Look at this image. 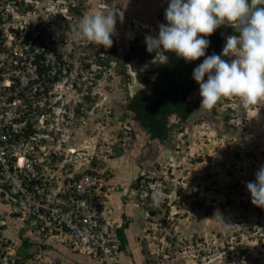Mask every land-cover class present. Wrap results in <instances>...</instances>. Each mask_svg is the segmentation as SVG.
I'll return each instance as SVG.
<instances>
[{
	"label": "rangeland",
	"instance_id": "1",
	"mask_svg": "<svg viewBox=\"0 0 264 264\" xmlns=\"http://www.w3.org/2000/svg\"><path fill=\"white\" fill-rule=\"evenodd\" d=\"M69 2L78 5L81 12L68 13L65 18L58 16L56 23L70 27L66 36L69 48L75 47L71 57L74 78L79 72L76 65L84 59L81 53L87 52L92 61L102 51L95 43L74 39L73 26L83 16L108 11L112 6L121 9L123 22L117 19L111 39L117 55H123L129 44L127 35L133 36L141 29L155 31L157 13L164 5L167 7L169 0L36 3L40 13L60 11L67 15L65 7ZM227 36L223 37L220 54ZM111 65L102 68V76L88 90L92 97L96 95L92 99L95 103L83 111L82 119L70 130L69 144L80 149L78 155L84 157L83 162L96 169L105 181V217L112 228L128 220L127 251L114 253L111 259L99 258L49 241L53 238L45 240L15 220L0 200V264H15L11 257L22 235L29 237L32 244L29 251L33 256L27 264H147V258L153 259L151 264H256V260L258 264L264 253V232H258L260 217L252 207L242 204L241 192L248 191L246 182H254L255 173L264 165V100L245 108L238 97H226L211 110H200V97L185 121L169 122L164 142L150 141L140 135L133 112L126 109L131 96L147 95L145 87L140 90L144 84L138 82L134 68L126 64L130 77L124 79L115 68L117 62ZM91 69L98 68L93 65ZM89 81L85 83L91 85ZM118 144L123 146L122 155H117ZM145 144L151 149L147 154L143 152ZM91 157L93 164H88ZM51 162L57 169L65 165L60 158ZM139 175L153 177L151 189L161 192L158 216L145 211L146 193L139 195V190L129 188Z\"/></svg>",
	"mask_w": 264,
	"mask_h": 264
},
{
	"label": "built area",
	"instance_id": "2",
	"mask_svg": "<svg viewBox=\"0 0 264 264\" xmlns=\"http://www.w3.org/2000/svg\"><path fill=\"white\" fill-rule=\"evenodd\" d=\"M25 6L24 0H0V192L5 189V200L21 219L32 217L41 229L107 258L110 234L107 225L99 228L97 211L104 200L100 178L87 171L75 176L67 168L63 173L48 164L52 155H62L70 138L64 108L70 94L68 59L56 46L55 23ZM75 150L67 148L63 161ZM241 199L262 219L264 229V208L251 203L248 191Z\"/></svg>",
	"mask_w": 264,
	"mask_h": 264
},
{
	"label": "clouds",
	"instance_id": "3",
	"mask_svg": "<svg viewBox=\"0 0 264 264\" xmlns=\"http://www.w3.org/2000/svg\"><path fill=\"white\" fill-rule=\"evenodd\" d=\"M24 1L27 3L24 10L35 8L40 13L36 3L37 0ZM72 8H78V5H73L72 2H69L67 7H65L67 15L60 13V11H44L40 13L42 18L47 14L46 18L55 23L59 32L56 46L58 51L61 50L67 55L68 65L65 74L68 77V85L70 86L68 91L70 94L68 103L64 105V108L66 109L68 120L71 121L70 130L74 129V124L82 119L83 111L95 103L92 102V99L96 95L92 97L90 95L91 92L88 91L93 88H91L92 84L88 85L87 83L91 80L96 84L100 79L89 77L88 80V77H83L86 70H79L80 65H76V69L79 70L76 77L73 78L71 75V71L74 69L71 57H73L72 51L75 50V47L71 46L69 48L70 40L66 34L70 27H61V25L56 23V18L58 16L65 18L69 16L68 13L78 15L74 10L72 11ZM80 10L79 12H81ZM123 16V11L115 6L109 7L108 11H97L87 14L82 17L78 25L73 26V37L78 40H87L106 49L111 48L113 46L111 37L115 34L117 19L123 22ZM164 16L167 23H160L159 15L157 14L159 23L155 25V31L152 28L148 30L141 29L135 34L145 37L144 42L147 46V51L154 54L151 61L154 65L168 63V56L165 53H174L177 57L189 63L205 57L206 49L210 45V41L205 37L211 36L218 28L225 24L233 28L234 34L226 37V43L221 54L217 55L213 53L206 56L203 62L193 70V79L199 85V95L201 97L200 110H211L222 98L226 97H238L245 108L256 105L261 100H264V0H169L167 8L164 11ZM60 33H63V39H61ZM81 54L83 55V53ZM62 56L61 53L59 58H62ZM223 57H227L228 59H224ZM126 64L132 67L129 65L130 62ZM144 87L141 84L140 90ZM86 95H90L91 97L90 104H88ZM60 103L61 100L59 99L56 102L55 108L56 106L59 107ZM42 142L46 141L42 140ZM62 147V155H54L53 158H60L61 162L65 164L62 167L63 173L65 168L71 170L75 176H78L83 171L95 173L100 178L103 193L105 181L100 173L96 169L88 167L83 162L84 157L78 163L72 160V156H77L80 149H76L77 153L68 154L70 160L63 161V155L67 151V148L75 147L71 146L69 142ZM53 158H51L48 164H52L57 169L55 164L51 162ZM92 162L91 157V160L87 161V163L90 164ZM57 178L61 179V176ZM253 181L246 182V188L251 194V203L254 206L264 208V165L255 173ZM242 193L243 191L241 195ZM4 196L1 197L0 194V200L7 206L9 214L15 220L29 226L31 231L38 237L45 240L46 238H53L49 241H58L59 245H68L75 252L101 258L97 251L96 253L88 252L85 249L74 246L72 243L67 242L63 238V235L57 234L54 230L51 231L47 227L41 229L42 225L32 217L21 219L19 215H12L14 212L11 211L10 205H8ZM151 197L153 204H158L161 197L160 190L153 189ZM97 206L98 219L100 221L99 228L102 229L103 226L107 225L106 231L110 234V241H108L107 246L110 247L111 253L107 258L111 259L114 253H124L118 250L119 241L115 229L119 225L113 229L106 219L105 198ZM103 211L104 214L102 213ZM28 218L30 219L29 223L27 222ZM258 223V232H264L262 219H259ZM258 264H264V253L262 259H258Z\"/></svg>",
	"mask_w": 264,
	"mask_h": 264
},
{
	"label": "trees",
	"instance_id": "4",
	"mask_svg": "<svg viewBox=\"0 0 264 264\" xmlns=\"http://www.w3.org/2000/svg\"><path fill=\"white\" fill-rule=\"evenodd\" d=\"M79 13L78 8H72V11ZM164 22V13L160 16ZM233 35L234 31L231 28L223 25L218 28L211 36L205 37L210 41L209 47L206 49V56L212 55L213 53L219 55L221 50V44L223 41V35ZM61 39H63V33H60ZM142 39L137 37L130 43V50L125 53V55H117L116 47L113 41V46L111 48L102 47V51L99 52L91 61L90 55L86 52L83 53L84 59L80 64L79 70L88 71L86 76L93 78H100L102 76V68L108 69L111 64L117 62L116 67L118 74L122 75L123 78H129L130 75L127 72L126 63L131 62L133 58L142 60L139 68L140 72L136 74L138 82L145 85H150L153 88V93L151 96H144L136 94L130 97L128 103L126 104V109L133 112V119L139 126V133L143 135V138H147L150 141H158L159 143L164 142L168 138V131L170 130V125L168 119L170 116H177L180 121H185L192 113L195 104L189 99V95L193 90L199 85L193 79V70L203 62L206 58L201 57L193 62H186L185 60L177 59L169 61L165 65L158 66L156 69H151V73L148 76L146 68V60L153 56L152 53H147L144 48L141 47ZM94 47V45H91ZM85 49V48H84ZM104 50L106 51L105 56H103ZM148 57V58H146ZM170 58H175L172 55ZM137 60V61H138ZM136 61V60H135ZM139 63V62H138ZM95 65L98 69H91ZM78 70V71H79ZM60 72V70H59ZM83 75V77H86ZM154 76V77H150ZM82 77V76H81ZM88 102H91L90 95H86ZM30 132H35L30 130ZM131 138H135L136 134L133 133ZM125 144V141L123 142ZM118 144L116 150H118L117 155H122L123 146ZM145 148V149H144ZM143 152L145 154L149 153L148 145H144ZM144 154V155H145ZM146 156V155H145ZM93 164V163H92ZM153 177H147L145 175H139L129 184L130 189L139 190L140 193H146V198H144V209L151 216H158L161 213V208L159 203L153 204L150 197L153 189H151L150 183H153ZM155 182V181H154ZM5 189L0 193L1 197L5 195ZM150 194V195H149ZM138 195V196H139ZM140 200V199H138ZM14 216H18L15 212L12 213ZM29 223V218L27 219ZM100 222V221H99ZM128 228V220L116 227V236L118 238V250L126 252L128 239L125 230ZM24 229L19 231L20 237L24 232ZM174 237H172V241ZM31 241L29 237H21V243L16 248V253L14 257L15 264L27 263L30 258H32V253H30L29 248L31 246ZM144 252V250H143ZM153 259L147 258V264H151Z\"/></svg>",
	"mask_w": 264,
	"mask_h": 264
},
{
	"label": "flooded vegetation",
	"instance_id": "5",
	"mask_svg": "<svg viewBox=\"0 0 264 264\" xmlns=\"http://www.w3.org/2000/svg\"><path fill=\"white\" fill-rule=\"evenodd\" d=\"M165 10V8L164 7H161L160 8V10L158 11V15H159V13L160 12H163ZM162 23H166V22H164L163 20H162ZM127 36H129V38L127 39V41H128V43L129 44H127L125 47V53H127L129 50H130V43H131V41H133V40H135L137 37H139L140 39H142V45H141V47L142 48H144L145 50H146V52L147 53H149L148 51H147V46H146V44H145V37H142V36H139V35H133V36H131V35H127ZM224 36V35H223ZM125 53L123 54V55H125ZM154 55V54H153ZM165 55H167L168 56V62L169 61H172V60H179V59H181V58H179V57H177L174 53H165ZM173 56V57H175V58H170V56ZM146 58H148V57H146ZM152 59H153V56H151V57H149L147 60H146V68H145V70L147 71V74H148V76L150 75V73H151V69H156L158 66H161V65H165V64H160V65H154V64H152L151 63V61H152ZM136 60V61H135ZM138 59L135 57V58H133V60L130 62V64H131V66H132V68H134L135 70H134V72H135V74H137L138 72H140L141 71V69L139 68V66H140V64L142 63V60L140 59V60H138ZM139 62V63H138ZM150 77H154V76H150ZM96 81H97V79H95ZM94 82H92V86H91V88L92 87H94ZM145 85V84H144ZM145 86H147V88H148V90L150 91L149 92V94L148 95H144V96H151L152 95V93H153V88L149 85H145ZM152 91V92H151ZM140 95H143V94H140Z\"/></svg>",
	"mask_w": 264,
	"mask_h": 264
},
{
	"label": "water",
	"instance_id": "6",
	"mask_svg": "<svg viewBox=\"0 0 264 264\" xmlns=\"http://www.w3.org/2000/svg\"><path fill=\"white\" fill-rule=\"evenodd\" d=\"M164 8H165V9L167 8L166 5H164ZM164 11H165V10H164ZM164 11L161 12V13L159 14V21H160V23H162V20H163L160 16H161L162 13H164ZM163 21H164V20H163ZM225 26L228 27V28L233 29V28H232L230 25H228V24H225ZM144 86H145V85H144ZM145 88H146L147 95H148L150 91L148 90L147 86H145ZM151 92H152V91H151ZM189 99L192 101L193 104H195V105L197 104V102H198L199 99H200V95H199V86L196 87V88L193 90V92L189 95ZM172 120L180 121V118L177 117V116H170L169 119H168V123H169L170 121H172ZM180 122H181V121H180Z\"/></svg>",
	"mask_w": 264,
	"mask_h": 264
}]
</instances>
